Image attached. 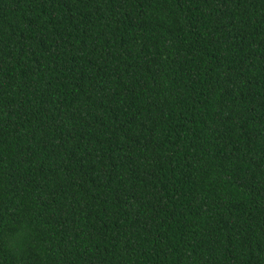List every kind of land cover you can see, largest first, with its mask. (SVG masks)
I'll return each mask as SVG.
<instances>
[{
	"label": "trees",
	"instance_id": "obj_1",
	"mask_svg": "<svg viewBox=\"0 0 264 264\" xmlns=\"http://www.w3.org/2000/svg\"><path fill=\"white\" fill-rule=\"evenodd\" d=\"M0 264H264V0H0Z\"/></svg>",
	"mask_w": 264,
	"mask_h": 264
},
{
	"label": "clouds",
	"instance_id": "obj_2",
	"mask_svg": "<svg viewBox=\"0 0 264 264\" xmlns=\"http://www.w3.org/2000/svg\"><path fill=\"white\" fill-rule=\"evenodd\" d=\"M12 246H13V247H15V246H16V245H15V241H13V242H12Z\"/></svg>",
	"mask_w": 264,
	"mask_h": 264
}]
</instances>
